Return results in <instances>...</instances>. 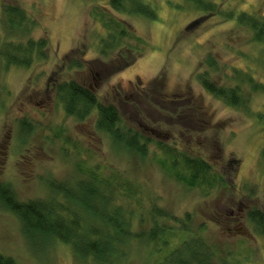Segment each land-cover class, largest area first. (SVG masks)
Wrapping results in <instances>:
<instances>
[{
  "label": "rangeland",
  "instance_id": "rangeland-1",
  "mask_svg": "<svg viewBox=\"0 0 264 264\" xmlns=\"http://www.w3.org/2000/svg\"><path fill=\"white\" fill-rule=\"evenodd\" d=\"M146 1L154 7L155 19L115 11L108 0H0V39L19 41L4 26L1 8L6 3L22 6L35 24L29 36L48 42L47 57L30 66L6 67L0 58V187L22 202L57 199L92 221L50 184L87 180L91 172L130 184V202L115 197V184L108 190L133 215L132 236L118 247L111 264H155L174 247L194 239L209 246L213 264H264V235L247 217L251 209L264 210V60L260 45L250 40L246 26L217 11L197 10L186 0ZM220 8L264 13V0H226ZM109 14L127 27L129 43L135 42L133 34L143 38L145 50L122 71L112 67L106 68L108 74L98 75L118 58L116 52L105 58L98 51L106 32L102 18ZM95 59L101 64L91 62ZM73 60L84 63L69 67ZM161 73L166 94L191 89L209 116L204 130H187L169 122L160 124L159 132L166 138L164 143L210 166L215 177L210 185L202 179L201 184L190 186L167 172L159 163L156 139L149 142L145 158L115 148L96 129V109L79 121L65 112L56 97L57 84L75 79L95 88L100 102H113L118 83L125 88L129 82L147 87ZM202 73L218 85L229 86L239 82L237 74L242 73L251 76L256 88L245 80V106H229L201 86ZM154 209L163 213L158 223L167 230L166 245L147 238ZM139 233L143 235L138 237ZM0 253L18 264H100L75 256L70 244L60 240L28 242L18 217L1 196Z\"/></svg>",
  "mask_w": 264,
  "mask_h": 264
},
{
  "label": "trees",
  "instance_id": "trees-1",
  "mask_svg": "<svg viewBox=\"0 0 264 264\" xmlns=\"http://www.w3.org/2000/svg\"><path fill=\"white\" fill-rule=\"evenodd\" d=\"M186 1L192 3L197 10L211 13L217 11L226 19H234L246 26L251 33L250 40L260 45V53L264 60V13L246 10L237 13L233 10L222 11L220 4L226 0ZM108 3L115 11L140 14L148 19L156 18L154 7L146 0H108ZM1 9L6 30L19 37V41L0 39V58L5 62V66H30L34 61L45 59L47 39L43 37L34 39L29 36L31 24L32 26L35 24L24 8L3 3ZM103 20L106 32L100 38L98 51L105 58L116 52L118 58L117 61H110V66L106 64L105 69L97 72L98 75L108 74L106 68L113 67V71H122L141 57L145 50L144 40L140 36L131 35L135 42L129 43L127 38L129 31L123 22L111 14L106 19L102 18ZM25 35L27 36L24 37ZM82 59L85 61L84 57ZM84 61L73 60L69 67H82ZM91 62L101 64L96 59ZM208 64L213 65V60L209 59ZM208 75L207 73L199 75L201 86L229 106H245L246 97L242 85L245 80L256 88L251 76L242 73L237 74L240 81L230 86L218 85L210 80ZM147 83L145 87L142 83L129 82L127 88L118 83L114 88L115 100L100 102L95 94V88L88 82L70 79L56 85V97L62 103L65 112L79 121L87 119L92 109H96V129L107 136L115 148L145 158L149 142L156 139L160 146L159 163L167 172L181 177L190 186L201 184L202 179L208 181L209 185L214 183V174L210 172V166L204 160L175 150L164 143L166 138L159 132L160 124L167 125L169 122L181 124L187 130L206 129L210 121L205 107L189 88L177 89L178 91L170 96L166 94V79L162 73ZM152 134L155 138L151 137ZM71 184L51 183L50 187L74 206L81 207L92 221L75 211L71 212L61 201L54 198L47 202L41 200L22 202L14 199L9 190L7 193V190L1 187L0 196L18 217L21 231L28 242L35 244L51 239L60 240L70 244L75 256H82L100 264H111L117 255L118 247L124 245L132 236L133 215L132 212H127L125 206L117 199H112L108 190L115 184L119 190L114 191L117 194L115 197L130 202L128 195L132 194L131 186L127 182L117 183L112 179H104L98 172H91L89 179H78ZM162 216L163 213L154 209L151 218L152 228L147 238L152 242L161 240L166 245L168 238L164 235L167 230L158 223L159 217ZM247 217L254 228L264 235V210L251 209L247 212ZM87 221L91 223L88 227ZM138 235L141 237L143 234ZM212 255L213 252L203 240L194 239L174 247L155 264H213ZM0 264L18 263L12 257L0 253Z\"/></svg>",
  "mask_w": 264,
  "mask_h": 264
}]
</instances>
